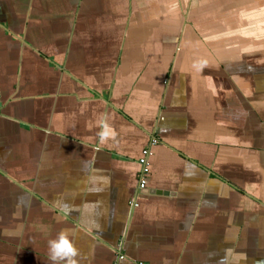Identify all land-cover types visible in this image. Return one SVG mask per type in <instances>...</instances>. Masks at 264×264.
<instances>
[{
    "label": "crops",
    "instance_id": "1",
    "mask_svg": "<svg viewBox=\"0 0 264 264\" xmlns=\"http://www.w3.org/2000/svg\"><path fill=\"white\" fill-rule=\"evenodd\" d=\"M61 231L76 264H264V0H0V264Z\"/></svg>",
    "mask_w": 264,
    "mask_h": 264
},
{
    "label": "clouds",
    "instance_id": "2",
    "mask_svg": "<svg viewBox=\"0 0 264 264\" xmlns=\"http://www.w3.org/2000/svg\"><path fill=\"white\" fill-rule=\"evenodd\" d=\"M101 130L98 133L101 141L114 135L105 119L98 120ZM78 250L67 232L61 231L48 241V258L52 264H76Z\"/></svg>",
    "mask_w": 264,
    "mask_h": 264
},
{
    "label": "built area",
    "instance_id": "3",
    "mask_svg": "<svg viewBox=\"0 0 264 264\" xmlns=\"http://www.w3.org/2000/svg\"><path fill=\"white\" fill-rule=\"evenodd\" d=\"M158 143L157 138H152L151 140V145H154ZM150 149L146 148L143 151V154L141 158L139 159V164H140V172H139V180H138V192H142L146 189L147 184H148V176L150 173ZM134 205H137L136 200L134 199L132 201Z\"/></svg>",
    "mask_w": 264,
    "mask_h": 264
}]
</instances>
